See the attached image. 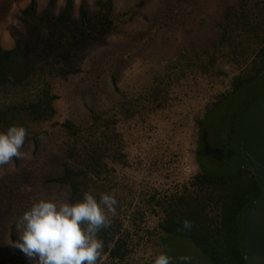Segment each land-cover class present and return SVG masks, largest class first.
Masks as SVG:
<instances>
[{
  "label": "trees",
  "instance_id": "16d2710c",
  "mask_svg": "<svg viewBox=\"0 0 264 264\" xmlns=\"http://www.w3.org/2000/svg\"><path fill=\"white\" fill-rule=\"evenodd\" d=\"M19 0H0L10 5ZM58 0H50L43 14L37 13L36 0H30L21 11L28 42L15 38L6 49L0 42V131L12 125L24 126L34 143L35 153L41 146L40 127L56 117L59 96L57 81L68 82L82 73L75 62L107 38L120 36L133 24L145 6L142 0L130 10L116 13L115 0H93L94 20L87 7L79 8V25L73 23L74 0H68L57 18L53 12ZM210 40L193 44L160 64L159 74L145 94L128 96L121 93L108 111L89 110L83 124H62L67 138L66 159L61 176L48 183L70 190L68 202L82 200L85 192L98 199L102 193H113L118 171L128 168L126 131L131 123H146L151 117L168 112L173 103L182 102L193 90L195 74L204 78L229 81L226 90L210 99L201 112L196 131V162L199 172L184 183L182 190L168 195L162 208L163 220L157 231L167 238L189 241L212 264H246L245 232L248 218L262 196V188L252 172L246 169L241 150L242 119L226 122L222 134L225 159L211 158L219 167H209L202 156L201 122L241 90L264 75V0H237L227 6L222 19L213 26ZM30 48V49H29ZM229 79V80H228ZM249 108V107H248ZM246 109V111L248 110ZM245 111V112H246ZM19 166V158H13ZM1 167V166H0ZM110 218V213L108 214ZM111 220V218H110ZM184 220L192 222L184 229ZM103 254L110 264H126L131 256L125 235L111 221L102 228ZM17 241L12 235L13 244ZM0 264H39L29 260L18 249L12 258Z\"/></svg>",
  "mask_w": 264,
  "mask_h": 264
},
{
  "label": "rangeland",
  "instance_id": "374dc122",
  "mask_svg": "<svg viewBox=\"0 0 264 264\" xmlns=\"http://www.w3.org/2000/svg\"><path fill=\"white\" fill-rule=\"evenodd\" d=\"M50 0H36L37 13L43 14ZM68 0H58L53 12L57 18ZM142 0H115L116 13L130 10ZM140 17L125 28L120 36L109 37L103 45L88 48L81 60L75 62L82 73L68 82L57 81L55 90L59 100L55 104L56 117L41 126V146L35 153L31 139L21 149L26 155L0 167V261L12 258L17 249L20 232L17 224L25 211L41 199L68 201L70 190L48 183L61 176L66 159L67 138L62 124L72 121L83 124L89 110L108 111L119 96L114 87L116 79L121 93L128 96L145 94L146 88L159 74L160 65L193 44L210 40L213 26L222 19L227 6L237 0H144ZM30 0L10 5L0 3V42L6 49L14 46L15 38L28 42L21 11ZM84 4L92 20L95 16L93 0H74L73 23L79 25V8ZM30 49V48H29ZM193 90L182 102L163 116L157 114L146 123H131L125 141L130 155L128 168L118 171L116 183L111 185L118 204L111 221L117 223L131 250L126 264H154L162 252L169 255L171 264H181L180 257L191 256L190 264H212L189 241L167 238L157 231L163 220V203L168 195L180 191L184 183L199 172L196 162V131L201 112L217 93L226 90L229 81L204 78L195 74ZM229 80V79H228ZM264 96V75L257 82L241 90L201 122L202 156L209 167H219L211 158L225 159L220 130L230 122L240 121L246 109ZM97 264H110L103 254Z\"/></svg>",
  "mask_w": 264,
  "mask_h": 264
},
{
  "label": "clouds",
  "instance_id": "9594fccd",
  "mask_svg": "<svg viewBox=\"0 0 264 264\" xmlns=\"http://www.w3.org/2000/svg\"><path fill=\"white\" fill-rule=\"evenodd\" d=\"M27 135L22 125L0 131V166L9 164L14 157H25L21 149ZM117 204L113 193H102L98 199L85 192L82 200L75 203L41 199L20 217V239L13 246L29 260L38 258L39 264H97L103 249L98 233L110 226L108 214H117ZM183 227L191 229L192 222L184 220ZM191 259L180 257L181 264H190ZM171 260L162 252L154 264H171Z\"/></svg>",
  "mask_w": 264,
  "mask_h": 264
},
{
  "label": "water",
  "instance_id": "95a60500",
  "mask_svg": "<svg viewBox=\"0 0 264 264\" xmlns=\"http://www.w3.org/2000/svg\"><path fill=\"white\" fill-rule=\"evenodd\" d=\"M241 150L246 169L262 188V196L247 221L246 264H264V96L250 105L242 116Z\"/></svg>",
  "mask_w": 264,
  "mask_h": 264
}]
</instances>
